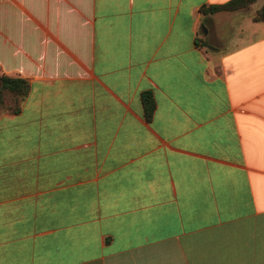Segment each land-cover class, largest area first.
I'll return each instance as SVG.
<instances>
[{"label":"crops","instance_id":"obj_1","mask_svg":"<svg viewBox=\"0 0 264 264\" xmlns=\"http://www.w3.org/2000/svg\"><path fill=\"white\" fill-rule=\"evenodd\" d=\"M224 1L0 0V264H264V21Z\"/></svg>","mask_w":264,"mask_h":264},{"label":"trees","instance_id":"obj_2","mask_svg":"<svg viewBox=\"0 0 264 264\" xmlns=\"http://www.w3.org/2000/svg\"><path fill=\"white\" fill-rule=\"evenodd\" d=\"M256 0H226L221 3L203 4L200 11L204 14L217 11H234L248 7ZM254 21H264V3L252 14ZM200 40L196 39V43ZM28 81L20 76L0 73V106L9 112L17 113L28 91ZM143 114L147 120L151 119L155 109V100L150 90L142 92Z\"/></svg>","mask_w":264,"mask_h":264},{"label":"rangeland","instance_id":"obj_3","mask_svg":"<svg viewBox=\"0 0 264 264\" xmlns=\"http://www.w3.org/2000/svg\"><path fill=\"white\" fill-rule=\"evenodd\" d=\"M264 3V0H256L253 3H251L250 10L252 11V14ZM1 107V106H0Z\"/></svg>","mask_w":264,"mask_h":264},{"label":"water","instance_id":"obj_4","mask_svg":"<svg viewBox=\"0 0 264 264\" xmlns=\"http://www.w3.org/2000/svg\"><path fill=\"white\" fill-rule=\"evenodd\" d=\"M202 28H203L204 32H206V28L204 27V25H202Z\"/></svg>","mask_w":264,"mask_h":264}]
</instances>
